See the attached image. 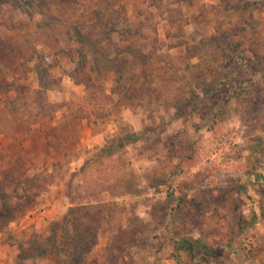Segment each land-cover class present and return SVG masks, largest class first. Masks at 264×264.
Listing matches in <instances>:
<instances>
[{
	"label": "rangeland",
	"instance_id": "rangeland-1",
	"mask_svg": "<svg viewBox=\"0 0 264 264\" xmlns=\"http://www.w3.org/2000/svg\"><path fill=\"white\" fill-rule=\"evenodd\" d=\"M34 1L27 11L0 0V78L33 92L35 48L61 78L49 102L84 100L85 87L70 77L79 71L111 93L120 73L105 59L115 57L126 30L140 34L120 56L141 53L134 78L123 74L124 87L133 82L137 93L102 117L60 130L59 145L45 135L49 115L29 117V133L0 136V185L20 171L38 181L33 200L13 199V210L0 215V264H49L18 260L17 240L48 235L70 192L109 218L83 264H177L174 240L183 236L239 250L205 258L208 264H264V0H98L120 13L99 48L82 33L98 19L97 0ZM12 42L26 48L11 50ZM235 47L247 64L222 52ZM20 108L28 117L23 101ZM132 132L140 136L122 150L85 165L93 151ZM253 212L257 221L242 228ZM180 264L199 263L181 252Z\"/></svg>",
	"mask_w": 264,
	"mask_h": 264
},
{
	"label": "trees",
	"instance_id": "trees-1",
	"mask_svg": "<svg viewBox=\"0 0 264 264\" xmlns=\"http://www.w3.org/2000/svg\"><path fill=\"white\" fill-rule=\"evenodd\" d=\"M9 2L17 6H21L29 11L34 8V0H1ZM95 15L97 20L89 23L82 30L91 48H99L102 45V31L106 30V25H112L117 19L113 18L114 13L119 10H109L102 2L97 0ZM106 16V17H105ZM105 17V19H103ZM116 19V20H115ZM108 21V23L105 22ZM127 24V22H125ZM41 25V23L39 24ZM42 29V28H41ZM42 33L45 34L44 31ZM122 38L114 44L115 57L112 60L105 61L112 65L120 78L111 90L106 91L105 86L95 80L89 74H83L79 71L77 75H70L75 84H82L85 87L86 96L82 102L67 100L60 104H53L47 98L48 91L58 90L61 86V78L55 77L52 72V64L45 55L37 54L35 48H32L33 55L38 56L35 69L38 76V86L31 93H20L14 87L13 81L0 78V91L3 93L0 104V135L12 137L21 131L31 132L34 130L31 126L29 117L43 118L49 115V121L54 123V112L61 109L60 117L57 123L51 124L45 129V135L52 137L50 143L59 145L61 134L60 130L65 131L69 126H80V121L89 117H102L109 113L110 105H122L125 98L132 97L137 93L136 86L133 82H128L123 78V74L127 71L131 78H134L137 72L138 51H132V60L122 58V53L132 49V41L137 42L140 39L139 33L130 32L126 35V30H122ZM125 35V36H124ZM27 41V40H26ZM5 42L0 40V51L3 50ZM26 48L25 42H12L11 50ZM127 49V50H124ZM222 52L230 57L229 61H236L239 64H247L244 53L237 47L223 49ZM98 62L102 58L96 56ZM83 66H81V70ZM79 75H83L80 77ZM228 81L227 79L224 80ZM117 95L118 98H114ZM24 102L28 112V117L24 118L21 114L20 103ZM140 136L136 132L124 135L117 140L107 142L100 148L92 152L87 158L85 165L91 161L102 162L104 158L122 150L128 143L134 141ZM38 186V181L34 176H28L26 171L19 173L11 172L8 183L0 185V215L11 212L12 201L15 200H33L34 189ZM69 192V191H68ZM70 199L69 206L65 213L57 219L51 220L49 223V234H33L27 240H17V258L18 260L46 259L49 264H83L84 250L90 246L96 239L98 231L104 227L109 219L102 213L104 210L99 207L76 202L72 193H68ZM12 198V200L10 199ZM264 216L263 212L260 214ZM259 217V214L253 212L249 218H245L242 222V228L253 225ZM10 222V219H9ZM4 225L2 217H0V225ZM227 249L231 253H237L239 250L232 244L226 247L214 246L201 239H194L192 236H183L174 240V258L177 264H180V253L185 252L190 258L199 264H208L205 258H225L228 255Z\"/></svg>",
	"mask_w": 264,
	"mask_h": 264
},
{
	"label": "crops",
	"instance_id": "crops-1",
	"mask_svg": "<svg viewBox=\"0 0 264 264\" xmlns=\"http://www.w3.org/2000/svg\"><path fill=\"white\" fill-rule=\"evenodd\" d=\"M0 136H4V135H0ZM5 137V136H4ZM5 138H8V137H5Z\"/></svg>",
	"mask_w": 264,
	"mask_h": 264
}]
</instances>
